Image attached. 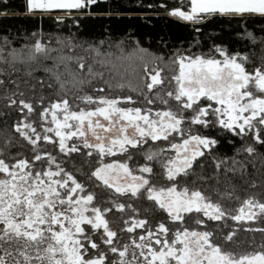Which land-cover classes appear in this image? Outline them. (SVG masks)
<instances>
[{"label": "snow or ice", "instance_id": "obj_1", "mask_svg": "<svg viewBox=\"0 0 264 264\" xmlns=\"http://www.w3.org/2000/svg\"><path fill=\"white\" fill-rule=\"evenodd\" d=\"M96 3L24 0L22 7L35 15L62 10L57 21L72 18L79 25L77 14L90 13ZM12 12L10 5L0 4V16ZM170 13L193 23L213 16L264 19V0H189L187 10L174 6ZM243 34L264 46V35L247 29ZM43 36L42 29L34 31L30 43L17 46L15 37L0 35V99L21 114L12 126L32 145L30 158L20 152L6 157L0 147V264H264V240L244 250L233 246L239 245L234 237L242 229L264 233V199L255 193L241 197L228 176H249L245 161L264 158V64L250 70L247 52L224 45L213 44L207 53L177 49L169 61L175 84L162 96L159 89L152 91L164 83L161 69L147 71L144 56L137 57L145 51L138 40L129 49L124 41ZM134 57L146 70L135 81L128 76L136 73ZM38 68L48 76H34ZM45 87L54 90L55 98ZM237 139L242 143L237 145ZM41 140L51 142L56 154L45 150ZM149 140L164 146L144 151V162L130 167L129 150ZM226 145L232 146V155L223 150ZM61 153L68 159L95 154L98 166L89 179L114 190L104 197L111 206L102 205L93 188L68 169L64 158L58 159ZM115 153L128 154L127 159L105 162ZM241 153L247 155L241 159ZM209 159L214 169L205 175ZM156 162L166 184L153 182ZM197 180L215 181L208 188L220 199L197 186ZM257 184L264 191V177L252 179L250 186ZM128 193L129 199L153 201L166 212V221L149 224L147 216L129 215L123 228H114L108 217L113 207L141 211L115 198ZM225 200L237 206L228 207ZM229 219L230 230L220 229L222 239L217 238L209 221L227 227ZM125 230L128 236L121 242L118 231Z\"/></svg>", "mask_w": 264, "mask_h": 264}, {"label": "trees", "instance_id": "obj_2", "mask_svg": "<svg viewBox=\"0 0 264 264\" xmlns=\"http://www.w3.org/2000/svg\"><path fill=\"white\" fill-rule=\"evenodd\" d=\"M189 0H97L96 5L92 6L91 12L88 14L78 13L80 20L79 25H74L72 18H66L64 21H57L56 15H62L63 11L58 10L54 13H44L43 15L28 14L24 11L22 5L24 0H0V4H8L13 8L11 15L7 17L0 16V35H9L10 38L15 37V43L19 46L20 43H30L31 33L37 30H41L44 33L43 39L48 40L49 36H56L57 34L79 35L84 39L98 41L104 39L115 44L118 41L126 42V46L131 49L134 47V41H139V46L145 51L143 53H137L143 55L145 60L149 64L147 71H155L157 67L161 69V77L164 83L158 85L157 88L152 91L160 90L161 95L173 88L175 81L172 80L174 75V66L169 62L174 52L177 49L180 51H186L187 53H207L213 44L224 45L231 51L247 52L249 55V62L247 67L251 70L256 66L264 64V46L258 41L253 42L243 33L245 29L254 32L257 36L264 35L261 33V29H264V19L258 16H252L245 20H240L238 17L231 16H213L205 21H197L195 23L188 22L180 19L178 16H172L170 8L174 6H182L187 10ZM167 4L168 8L163 5ZM134 57V63L136 66V73L133 75L129 73V78L135 79L143 76L145 69L140 64L141 61ZM46 63L51 64L52 61L48 60ZM20 75L21 79H31L24 76L22 73L14 74ZM107 76V73H105ZM34 76H45L48 74L43 71L42 68H38L34 73ZM171 81V83H169ZM91 90V87H89ZM51 98H55L54 90L45 87L43 90ZM125 92L129 90L124 89ZM133 95L137 93L133 92ZM167 98V97H165ZM144 99L143 96L140 97ZM169 99V104L175 107L176 102ZM71 102V101H70ZM83 106V105H81ZM155 106L164 107L162 104ZM21 114L13 107L7 106L3 99H0V147L6 149V157L9 153H23L25 156L32 155V145L25 140L19 133L16 132L12 126L17 120L20 119ZM38 123L40 117L33 114ZM39 131L40 128L38 127ZM54 135V134H53ZM10 140L11 145H6L5 141ZM45 150H52L53 154H56L58 149L52 148L51 142L39 141ZM242 141L236 140V144H241ZM162 142L148 141L142 146H134L129 150V154L132 156L131 160H128L129 166L136 168L138 163L144 162L143 152L148 149L163 147ZM224 151H227L228 155H232V146L226 145ZM167 151V149H166ZM261 151H264L262 149ZM125 153H115L112 157H105V162L112 158H119L121 160L127 159ZM247 155L241 153V159ZM59 158H64V163L68 169L72 170L77 178L86 184L90 185L97 194V200L102 205L110 203L104 197L113 195L114 190L109 191L102 185L98 178L91 176L92 170L98 166L97 157L95 154L91 158L73 154L71 159H68L66 154L61 153ZM75 161L73 165L72 161ZM264 158L257 156L255 160L249 157L248 161V173L249 176L241 177L238 173H228L229 177H232L231 182L237 185L236 191L241 197H245L248 194L255 193L258 198L264 199V191L261 189V185L257 184L255 187H251V180H260L264 177ZM85 161H88L87 163ZM253 163L255 167H253ZM154 172L157 174L154 176L153 182L158 185L166 184L167 181L163 177V169L159 162L154 163ZM79 168L80 171H76ZM214 169L213 162L209 159L205 164V175H210ZM223 171V170H221ZM225 177H221V183L219 187L224 188ZM197 186L202 189L212 192L211 188H208L209 184L215 186V181H196ZM131 193L127 196L124 194H115V198L121 200L135 207L141 209L137 214L133 211L132 207H128L121 211L116 208H112V211L108 213L112 226L114 228H123V220H126L129 215H139L141 218L148 217V223L154 224L157 221L165 220L166 212L158 209L154 202L146 198L137 199L131 197ZM214 199H220L217 193L212 192ZM226 206L235 208L237 201H223ZM207 219V218H206ZM191 223V221H189ZM233 222L229 219L228 226L223 223L209 221V227L217 230V238L222 239L220 229L225 231L230 230V226ZM137 231H140L138 228ZM118 236H121V242L127 239L128 233L125 230L124 233L118 231ZM234 240L239 241V245H233L237 250H244L254 247L261 240H264V233L259 231H247L242 229ZM249 241H254L250 244Z\"/></svg>", "mask_w": 264, "mask_h": 264}, {"label": "rangeland", "instance_id": "obj_3", "mask_svg": "<svg viewBox=\"0 0 264 264\" xmlns=\"http://www.w3.org/2000/svg\"><path fill=\"white\" fill-rule=\"evenodd\" d=\"M129 131L131 132V129H129ZM89 138H90V139H93V141H94V138H93V137L89 136Z\"/></svg>", "mask_w": 264, "mask_h": 264}]
</instances>
